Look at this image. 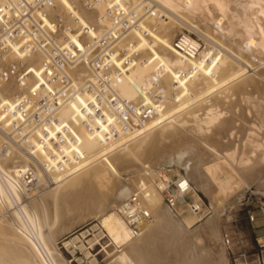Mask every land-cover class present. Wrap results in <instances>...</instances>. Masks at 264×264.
<instances>
[{"label": "bare ground", "instance_id": "bare-ground-1", "mask_svg": "<svg viewBox=\"0 0 264 264\" xmlns=\"http://www.w3.org/2000/svg\"><path fill=\"white\" fill-rule=\"evenodd\" d=\"M73 3L58 0L56 10L77 31L90 28L85 40L110 24L111 4L133 10L136 25L120 47L132 46L137 54L118 79V93L156 107L144 89L159 78L165 98L143 126L109 142L103 121H91L95 132L89 131L74 101L58 115L69 128L65 159L54 157L56 148H46L37 135L26 137L18 129L14 103L24 89L17 78L0 84V264H65L54 243L89 215L101 219L120 248L115 259L121 264H174L179 253L177 264H229L224 246L213 255L200 246L197 232L208 224L210 235L223 243L221 216L251 184L264 189V0H99L91 9L77 3L78 10ZM184 27L212 46L198 56L199 43L184 34L177 47ZM16 58H0V64ZM42 60L34 54L26 61L38 73ZM34 79L29 76L28 84ZM146 166L181 169L195 194L209 197L210 217L201 224L182 220L149 185L145 203L152 219L134 231L117 209L141 182L147 185ZM124 173H137V179L132 175L131 184L125 183ZM105 180L108 189L102 191Z\"/></svg>", "mask_w": 264, "mask_h": 264}, {"label": "built area", "instance_id": "built-area-1", "mask_svg": "<svg viewBox=\"0 0 264 264\" xmlns=\"http://www.w3.org/2000/svg\"><path fill=\"white\" fill-rule=\"evenodd\" d=\"M58 0H0V58L11 55L14 61L0 64V84L16 77L24 90L15 98V109L20 114V129L26 137L37 135L48 148L55 147L54 157L63 155L65 134L69 128L59 118L60 111L74 101L85 115L83 123L95 132L91 121L101 119L106 125L105 141L117 139L123 133L141 127L151 118L157 108L162 107L165 91L159 78H154L144 93L153 97L156 104L134 103L121 97L117 90L118 79L129 72L137 51L130 46L121 49L120 42L128 30L136 25L133 10H125L111 4L107 11L110 24L97 36H88L90 28L77 31L68 25L64 15L57 12ZM111 0H108V2ZM99 0H77V3L91 9ZM77 3L73 6L78 10ZM73 15V13L71 14ZM94 30V27H92ZM82 40L79 45L75 39ZM181 38L176 40L179 46ZM34 54H42V62L36 66L38 73L27 64ZM120 60V66L116 60ZM35 79L28 84L29 76ZM86 95L85 102L79 96ZM88 95V97H87ZM92 96V97H90ZM111 112L112 119L105 116ZM61 168L63 162L58 163ZM169 167L146 166L143 176L147 185L140 183L136 192L117 209L120 216L134 231L152 219L150 208L145 203L149 185L160 193L164 203L182 215L189 213L197 220L210 214L209 207L197 198L190 180L183 174H174ZM264 219V204L261 206ZM251 220L255 216L251 215ZM226 242L231 239L226 235ZM258 244L264 248V227ZM259 264H264V259Z\"/></svg>", "mask_w": 264, "mask_h": 264}, {"label": "rangeland", "instance_id": "rangeland-1", "mask_svg": "<svg viewBox=\"0 0 264 264\" xmlns=\"http://www.w3.org/2000/svg\"><path fill=\"white\" fill-rule=\"evenodd\" d=\"M184 34L189 35L199 43L198 56L212 46V43H210L202 34L192 29L189 30L186 27L183 28V32L177 33L175 42L182 38ZM252 72L254 71H251L250 73ZM245 125H248V123L246 122ZM1 153L5 154V150L0 148V157H2ZM171 169L174 174H178V172L182 173V170L177 166H174ZM136 174L124 173V182L131 184L130 179L132 177L137 179ZM222 177H224V175H222ZM30 179L31 178H29V180ZM35 182L36 180L28 183V187L31 188L33 184L37 183ZM256 184L257 183L251 184V186L244 192L240 202L227 209L221 216L220 231L223 243L210 235V226L204 223L206 218L210 217L213 212L210 199L204 192L198 191L195 196L197 198L200 197L207 204L210 210L209 216L203 220H197L189 213H184L182 215L176 213L182 220H189L192 224L204 223V225L200 227L201 229L197 232V235H200V238H203L202 240L204 242L203 244L201 243L200 246H207L206 248L202 246L204 250L217 256V251L221 249L220 245L222 244L225 248L229 264H259V262H262L264 259V248H261L258 244V239L261 238V235L259 236L258 232L264 227V219L261 210V206L264 204V189L259 188V185ZM107 185L108 182L105 180L99 184V187L102 191H107ZM214 187L217 188V184L215 185L214 183ZM251 215L255 216L254 221L251 220ZM84 220L75 224L73 228L69 231L67 230L68 232L64 231L61 233L62 235H59L60 237H58V240L54 243L58 256L63 258L65 264H121L115 259V255L120 248L113 243L106 230L101 226V219L94 215H89V217H87L85 221ZM208 234L210 236H208ZM227 234L231 239L230 244L226 242ZM180 254L182 253H179V256L176 255V257L179 258H177L178 260L174 258V264H177L178 262L182 263L181 256H183V254Z\"/></svg>", "mask_w": 264, "mask_h": 264}, {"label": "crops", "instance_id": "crops-1", "mask_svg": "<svg viewBox=\"0 0 264 264\" xmlns=\"http://www.w3.org/2000/svg\"><path fill=\"white\" fill-rule=\"evenodd\" d=\"M263 234V229H261L259 232H258V235H262Z\"/></svg>", "mask_w": 264, "mask_h": 264}]
</instances>
